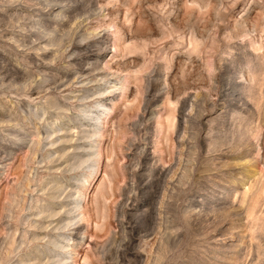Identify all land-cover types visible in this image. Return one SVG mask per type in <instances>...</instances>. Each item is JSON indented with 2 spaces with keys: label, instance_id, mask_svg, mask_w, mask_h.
Listing matches in <instances>:
<instances>
[{
  "label": "rangeland",
  "instance_id": "1",
  "mask_svg": "<svg viewBox=\"0 0 264 264\" xmlns=\"http://www.w3.org/2000/svg\"><path fill=\"white\" fill-rule=\"evenodd\" d=\"M0 264H264V0H0Z\"/></svg>",
  "mask_w": 264,
  "mask_h": 264
}]
</instances>
